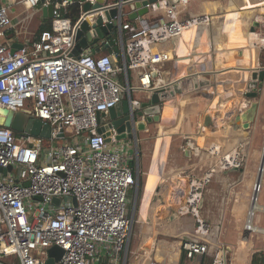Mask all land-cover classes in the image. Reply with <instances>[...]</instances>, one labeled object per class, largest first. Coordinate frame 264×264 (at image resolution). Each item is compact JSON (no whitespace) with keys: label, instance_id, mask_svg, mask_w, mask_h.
<instances>
[{"label":"built area","instance_id":"1","mask_svg":"<svg viewBox=\"0 0 264 264\" xmlns=\"http://www.w3.org/2000/svg\"><path fill=\"white\" fill-rule=\"evenodd\" d=\"M49 2L53 3L51 29L37 39L20 35L23 41L15 42L21 47L13 48L15 42L5 39L6 32L27 16L43 17L42 7ZM75 2L80 6L79 0H0V108H26L51 127V144L46 146L44 137L14 134L0 123V264H45L47 248L53 244L63 248L55 264H136L128 193L136 187L139 168L130 165L132 153L127 141L116 139L115 128H110L113 147L98 131V115L132 90L154 87L152 74L158 65L174 59L183 33L207 23L206 15H183L188 0H155L150 6L166 11L165 22L133 32L126 42L120 37V51L96 55L87 50L75 55V32L85 16L80 12L73 20L67 15ZM127 27L122 21L120 32ZM174 38L175 46L170 43ZM257 46L264 49V35L260 34ZM130 69L139 70V86L128 83ZM233 162L241 165L243 159L235 155ZM9 165L11 169L3 172ZM260 187L251 189L245 214L251 215V226L243 225L242 236L248 231L264 239V219L259 225L264 214V205L258 202ZM195 193L188 197L190 212L199 217L202 192ZM154 244L162 246L164 257L151 256L145 264H180L168 261L173 247L165 250L162 240ZM178 244L180 257L185 253L189 264H226L222 245L212 238L181 237ZM210 246L217 248L208 263Z\"/></svg>","mask_w":264,"mask_h":264},{"label":"crops","instance_id":"2","mask_svg":"<svg viewBox=\"0 0 264 264\" xmlns=\"http://www.w3.org/2000/svg\"><path fill=\"white\" fill-rule=\"evenodd\" d=\"M110 1H116V0H110ZM168 1L173 2V0H168ZM212 1L213 0H205L204 3L211 4ZM224 1H229V0H224ZM232 1L238 4V1L236 0H232ZM188 2L186 3V5L188 4ZM146 7H147V11L145 13L138 14L136 18L130 19L129 17L125 16L123 22L128 23L129 27H127V29L125 28L123 29H125L124 30L125 33L129 35L128 38L131 37V34L133 32H137L141 28L154 27L156 25H159L165 22L168 19V16L166 15V11L163 8L151 7L150 3H148ZM135 8H136L135 4L126 5V9L128 11H132ZM238 9H241V8L238 7ZM220 12H223V15L218 16L217 14ZM204 13L208 15L213 14L210 18L211 19L210 24L216 30V34L214 35V37L218 42H222L224 45H226L227 50H228L227 55L224 58H220L216 60V66L219 68L220 71H222L218 73L217 80H220L223 82H229V83H239L243 81L244 73H243L241 66H244L243 64L245 63L242 62V59L241 57H239V55L245 56V54L246 53L248 54L249 51H247V49L245 48H242V50H238L237 47L242 46V43H243L241 39L243 35L242 32H244L245 34L244 29L245 30L251 29L252 23L254 21L252 20L251 16H246V15H241V17L243 18H240V21H238L239 11L238 10L237 11L228 10L227 4L226 5L216 4L215 7H210L209 10L205 11ZM185 14L186 12L183 13V15ZM40 19L41 21H43L44 17H41ZM238 22H242V23L244 22V25L238 26ZM207 28H208L207 24H203V25H199L198 27L186 32L184 36L182 37L181 39L182 42L180 41L178 48L182 50L195 49V47L203 43V41L205 40L204 37L205 35L207 36V31H208ZM16 29L18 28L12 27L6 32L5 39L7 41H12V42L23 41V37H26V38L32 37V36L34 37V34H32V31L26 34L23 32V29H20V28L18 30ZM123 29H121V32H120L118 27L114 28L109 37L100 39L98 41V43L94 47L93 52L96 55H98L101 53L108 52L111 49L115 51H120V45H121L120 37L122 38ZM11 31L13 32L12 34H11ZM20 35H23V37H20ZM170 43H172V41H170ZM176 44H177V41L173 45H176ZM169 62H171V67L168 70L162 71L161 73H158L155 71L152 74L151 86H154V87L164 86V88L166 89V86L161 82V78L166 82L173 80L178 74H182L185 72V70L188 69L189 63L191 61L185 58L181 59L180 62L177 61L176 59H173L171 61L164 62L162 64L167 66V63ZM210 65L211 64H207L206 69H208ZM227 67H238V70H224V71L222 70V69H226ZM135 71L136 73L133 76L134 80H136V77L138 79L139 70L136 69ZM204 80L206 81V79ZM208 85L212 86L211 83H206L202 86V88ZM134 86H138V85L136 84ZM151 88L152 87L150 88L142 87L141 89H138L139 90V92L137 93L138 97L134 99H138L139 97H143V96L149 97L151 94ZM200 91H201L200 89L189 90L186 93L177 95L167 105H164V101H163L164 99H163L162 100L163 105L158 112L149 111L147 113V116L150 117L151 119L153 115H155L156 113H159L160 118L157 122L158 123V136L155 138L153 142V146H152L151 153H150L151 158L148 164L146 165V173H145L146 175H145L143 193H142L141 204H140L141 221L139 223L140 225H143L145 228V231L143 233V236L145 237L151 231L152 232L156 231L155 233L157 235L159 233H162L164 235H173V236L179 237V239L175 243L177 246L175 245L171 246L169 243L167 244L171 247H174V248L176 247V249H174L175 250L174 254L168 258V261L175 260V262L178 261L180 262V264L182 263L183 258H185L183 256L180 257V253L178 251L180 249L179 244H178L180 238L181 237H187V238L188 237L189 238L204 237V235L195 232V219L192 218L191 215H172L171 216V213L176 211L180 205L176 208L170 206V196L171 195L168 192L169 190L165 192H160L159 190V192L162 194V201L164 202V204L162 202L154 204L151 208L152 209L151 213L148 212L146 209L150 207L149 205L150 199L152 198L154 194L157 184L161 183L162 185L163 179L165 178L164 174L167 173L169 169H171V171L176 172L179 168L180 169L182 168L181 166L184 163L189 162L193 158L191 154L185 153L187 148L184 147L182 149H179L173 152V156H174L173 165H176V168H174V166L172 165L168 169L169 163L166 164L168 156L170 154L172 155V152H171L172 150L171 151L168 150L169 145H170V135H169L170 133L168 132L172 133L175 131L180 132L182 130L183 131L187 130L185 132L189 133V132H193L196 130V123L193 118L192 111L196 103V99H197L196 95L200 93ZM232 91H233V95L231 97H229L225 101L219 102L216 108L211 109L210 111L212 113L213 121H214V124L217 126V129L219 130L221 129L223 131L222 132L223 134L220 137L219 142L223 144L225 143L226 145L232 144L233 142H235L239 131L242 129L241 127H238L236 125L230 126L228 125V122L225 121L228 116L230 118L231 117L233 118L236 112L237 90L233 89ZM204 92L207 93L206 91ZM207 94H211V93H207ZM233 99H235V102ZM231 101H233V106L230 107L229 103ZM209 107L207 109H209ZM217 113L218 115L215 116ZM154 122L156 121L154 120ZM149 128H150L149 124H146V127L144 129L138 131L137 138H143L144 132L149 130ZM204 130H209V129L204 127ZM186 133L185 134L181 133V135L179 136V140L182 141L183 143H184V136H186ZM124 140L127 141L128 148H129V144L131 143V140H128V139H124ZM255 153H256V150H254V154ZM135 166H137V163ZM138 168H139V163H138ZM250 171L251 170H246V169L244 170L245 182H248L249 184L242 183V186L240 188L241 190L239 191L240 193H238V191L236 192V189H233L235 187H233L230 192L231 195H233V193L236 192V194H234L236 198L234 199L232 210H233V213L237 216V218L243 217L245 214L246 208H247V203H248V198H249L248 189L250 187L249 185H251ZM234 173H238V170L231 171V172L227 170H224V171L222 170V171H218L215 175H213V178L206 189L205 196L200 205L201 206L200 208L206 205L204 207L205 209H202L201 213H202V216L209 217L208 221L210 222V225H211V229L209 232L212 231V234L210 237L212 239L214 237L213 227H214V219H215L216 212H217L218 196L225 182L227 181L228 176H231V175L233 176ZM184 179L186 178L184 177ZM184 181L186 183L185 186L187 188V180H184ZM181 185L182 184H180L179 186ZM169 187H170V190L174 189L172 183H171V186ZM177 189H178V186H177ZM178 191L179 189L177 190V193ZM179 194L180 193H178V195ZM246 195H247V198H246ZM245 198H246L245 209L243 213L240 214L238 211L240 209V205L244 203ZM165 205L169 206L170 208L166 207ZM238 205H239V208H238ZM153 215L154 216L156 215V219L153 218ZM168 217H171V219L167 220ZM239 235H240V239L237 242V247L234 252L233 261L229 263L226 258L225 259L226 264H250V261L252 258L251 256L248 259L249 250L252 246V242L249 239L250 235L249 234H247L246 236L245 235L242 236V234H239ZM156 239H157V236H156ZM244 241L246 242V246H242L241 244ZM218 243L222 245L221 242L218 241ZM222 247L224 248V249L222 248L223 251L226 252L228 250V253L231 252L230 246L222 245ZM244 247L246 248L244 249ZM214 248L216 249L217 247H214ZM154 250L151 253L152 257H155L157 259H161V257L162 258L164 257L163 254H160L161 250L159 252H156L157 250L155 251ZM242 250H244L245 253H243ZM190 260L191 259L186 258L184 259V262L182 264H189ZM212 260L210 257H206V261L208 263H211Z\"/></svg>","mask_w":264,"mask_h":264},{"label":"rangeland","instance_id":"3","mask_svg":"<svg viewBox=\"0 0 264 264\" xmlns=\"http://www.w3.org/2000/svg\"><path fill=\"white\" fill-rule=\"evenodd\" d=\"M174 2L176 0H173ZM187 3V2H186ZM185 3V4H186ZM216 4H221V5H226L227 4V9L230 11H237L238 9V4L232 0L229 1H224V0H213L211 4L208 3H203L201 7V13H204L205 11H208L210 7H215ZM188 5V4H187ZM186 5V7H187ZM264 6V5H263ZM256 12V10L254 11ZM259 13L257 11L254 13L251 18L254 17ZM217 14V13H216ZM25 15V14H22ZM213 14L206 15L207 17V42L209 43L208 48L211 50L210 53V67L208 69H205L203 71L196 72L192 75L194 79L199 80V88L200 90L202 89V86L206 83H211L213 87L217 85V79H218V73L222 72L219 70V68L216 66V60H217V55H218V50H217V44L218 41L215 39L214 35L216 34V30L212 27L211 23V16ZM218 16L223 15V12H220L217 14ZM264 16V14H263ZM42 23L41 19L36 16V15H30L25 18V21L21 23H17L15 25V28H20L23 30H26L28 32L32 31V34H35L38 27ZM244 25V22H238V26ZM250 28V27H249ZM16 29V30H18ZM249 30V29H248ZM244 31H247L244 29ZM264 35V32L261 33ZM244 35H242L241 39L242 42L245 43L244 40ZM260 37V35H259ZM178 41L176 38L172 39V45L175 44V42ZM185 41V40H184ZM175 46V45H173ZM177 50V47H176ZM253 52H254V60H253V68L255 70V82L253 85H251L249 88H246L242 91L241 95L247 99V103L250 104L252 102L255 103V110L253 113V117L251 119L250 125L247 128H243L239 131L237 139L235 142L232 144L226 145L225 143L219 142L220 137L222 136V130L216 129V130H204V124H203V117L206 113L207 108L210 106L212 102L218 101L219 98H228L233 95V91L229 92L228 94H221L219 93H211L207 94L203 90L200 91L196 95V103L193 108V118L196 123V130L193 132H185V131H180V132H168L170 133V145L168 150L172 152V155L170 154L168 156V159L166 161V164H168V169L174 164V159H173V152L177 151L179 149H182L184 147V143L179 140V136L181 133L188 135L186 142L188 145L191 146L193 149V153H196V158L193 160V158L187 162L184 163L180 169V171H167V173L164 174L165 179H163L162 185L160 187V192H165L169 190V186H171V183L175 189L172 190L174 194L171 193V195H175L178 189H181L179 186L184 182V180H188L191 183H194V192H202L201 194L204 195L206 193V187L209 185L207 181L203 179L201 176L204 174V172L209 171L212 169L213 165L218 164L221 162L225 157H232L234 154L239 155V159L242 158L243 162L241 163L240 169H238V173H234L233 176H228L227 181L225 182L222 190L219 193L218 196V205H217V212L216 216L214 219V227H213V239L214 242L219 241L221 244L228 245L231 247V252L228 253V250L222 251V258L223 261L227 258L228 262H232L234 258V252L237 247V242L240 239L241 234V229L244 225V217L237 218V216L233 213V203L234 199L236 196V192L240 193L239 191L241 190L242 183L249 184L248 182H245V172L244 170H251L250 171V180H251V185H249L248 193H251L252 189V183L256 181V176L258 172V167L260 164L261 156H262V150L264 149V74L262 80L259 79V74L261 71L264 73V49H260L258 46L253 47ZM174 59L178 60L179 54L178 52L173 53ZM185 58V57H184ZM185 59H188L190 61H193L194 56H186ZM120 62V59L118 58L116 63L118 64ZM136 69L130 70V85L133 87L134 85H140L139 80L136 77V80L133 79L134 74L136 73ZM224 70H238V67H227ZM249 70V69H245ZM120 76V75H119ZM121 78V76H120ZM206 79V81L204 80ZM208 81V82H207ZM255 89L258 94L256 97H247L245 95V91H250L252 89ZM139 90H132L131 91V96L133 98H137V93ZM164 99V98H163ZM164 101V100H163ZM198 104V105H197ZM0 114L1 116H4V110L3 108H0ZM158 121L154 122L151 121L149 122V130L144 132V137L143 138H138L136 141L131 140V143L129 144L128 151L129 153L131 152L132 157L134 158V161L136 162V156H139V161L141 162V166L139 167L140 172L142 173V178H143V183L141 187V193L136 197L135 199V188H131L129 193H128V209L130 213H134V223H133V230H132V240L134 241V247L135 249H138L141 244L143 239L147 237L143 236V233L145 231V228L143 225H140V204H141V198H142V193H143V187H144V181H145V173H146V165L150 161V153L151 149L153 146V142L155 138L158 136ZM243 131H247L248 135L246 139L244 138L245 136L242 134ZM70 138V136H68ZM44 145L48 146L51 144V139L50 138H44ZM59 143H61V139L58 140ZM115 143L110 142V146L113 147ZM241 148V150H240ZM254 150H256V153L254 154ZM127 151H124L126 153ZM193 160V161H192ZM139 163V162H138ZM235 163V162H232ZM174 168H176V165H173ZM229 171V169H227ZM232 170H230L231 172ZM237 171V170H235ZM14 172L16 173L17 170L14 169ZM183 176V177H181ZM184 177L186 179H184ZM200 177V178H199ZM213 178V176H212ZM178 186V189H177ZM168 187V189H167ZM235 187V188H233ZM236 189V192L231 195V190ZM238 188V189H237ZM220 189V188H219ZM185 194V193H184ZM181 195V193L179 194ZM183 195V194H182ZM231 195V196H230ZM189 196V195H188ZM157 196L153 195V200ZM188 199V198H187ZM171 200V199H170ZM160 202V201H159ZM200 202V201H198ZM258 202L261 205H264V175H263V187L261 191L258 194ZM161 203V202H160ZM185 206L187 208L188 206V211H191V205L189 204V199H185ZM206 206V205H205ZM203 206L201 210L199 209V212L201 214L202 209H205ZM199 214V215H200ZM261 219L259 222V225L263 224V219H264V214H261ZM192 218L197 219V215L192 216ZM208 218V219H207ZM193 219V220H194ZM205 220H209V217H204ZM156 232V231H155ZM159 233V232H158ZM136 236V238H135ZM170 239H174L175 241H172ZM179 237L173 236V235H164L162 233H159L157 235V241H165L166 244H164V249H170V247L167 243H169L171 246L175 245ZM219 239V240H218ZM252 242V246L249 250L248 254V259L253 255V253L257 251L264 250V239L263 238H258L257 236H250L249 238ZM162 247L160 244L157 246V251L159 252ZM173 249H176V247ZM216 254V249L214 246H210L208 250V257L213 259V257ZM227 254V255H226ZM227 256V257H226ZM15 260V257H13Z\"/></svg>","mask_w":264,"mask_h":264},{"label":"water","instance_id":"4","mask_svg":"<svg viewBox=\"0 0 264 264\" xmlns=\"http://www.w3.org/2000/svg\"><path fill=\"white\" fill-rule=\"evenodd\" d=\"M43 2L44 0H40ZM79 13H85V16L80 20L79 26L75 32V45L72 53L77 55L82 51H94V47L100 39L109 37L112 30L120 27L125 16L130 19L136 18L138 14L147 11L146 5L155 0H79ZM116 2V3H115ZM135 4L136 8L127 14L128 10L126 5ZM144 6V7H143ZM96 8L95 10H90ZM43 17L51 19L53 16V3L49 2L42 7ZM20 42L13 43V48L21 47ZM128 83H129V79ZM247 97H256L258 92L253 88L250 91L244 92ZM165 96L164 86H155L151 88L149 97H139L136 101L131 94L126 96L120 102L116 103L113 107L101 111L98 115V120L101 123L98 131L102 132L107 142L111 141L110 128H115L117 134L116 139H128L136 141L138 138V131L146 127V124L152 120L158 121L160 118L159 113L153 115L152 119L147 116L149 111L158 112L163 105V98ZM3 119L0 123L6 127L11 128L16 132H29L34 135H39L44 138H50L51 127L47 122H44L38 117H33L30 111L26 108L18 110L5 109ZM64 133L60 132L62 136ZM264 153V151H263ZM262 153L260 164L258 167L257 178L255 181L256 187L259 185L261 172L264 165V155ZM138 159V157H137ZM138 166V163H137ZM11 166L3 168V172L10 170ZM139 171V170H138ZM139 174V172H138ZM137 174V179H138ZM138 196V180L135 187V199ZM36 198L41 199L39 195ZM53 201L59 203V198L54 197ZM75 203V199L73 198ZM201 202V201H200ZM199 202V206H200ZM248 231H244L246 236ZM48 258L45 264H55L61 257L63 248L58 244H53L47 248Z\"/></svg>","mask_w":264,"mask_h":264},{"label":"bare ground","instance_id":"5","mask_svg":"<svg viewBox=\"0 0 264 264\" xmlns=\"http://www.w3.org/2000/svg\"><path fill=\"white\" fill-rule=\"evenodd\" d=\"M262 1H264V0H262ZM192 15L197 16V15H208V14L199 13V14H192ZM188 16H191V15H188ZM252 20L254 22L252 23L251 29H249V30L247 29V31H245V35H244L245 43L243 42L242 46L237 47L238 50H242V48L247 49L249 51V54L251 55V61L249 62V64L247 63L244 65V67H242V70L244 73L243 81H241L239 83H229V82H223V81L217 80L218 82H217V85L215 87L208 85V86H205L201 89L203 91H206L207 93H213L214 92V93H219V95L228 94L229 92H232L233 89L237 90L236 112H235L234 117L228 122V125H230V126L236 125L238 127H241L242 129L249 127L251 119L253 117L254 110H255V103L252 102V103L248 104L247 99L244 98L241 95V93L244 89L249 88L255 82V75L256 74H255V70L252 69L253 68V60H254L253 47L256 46V44L258 43L259 35L264 32V16H263V14L257 13L256 15H254ZM199 25H203V24L198 23V24L193 25L190 29H187L183 33V36L186 32L198 27ZM243 34H244V32H243ZM208 46H209V43L207 42V38H206L203 41V43H201L200 45L195 47V49H193V50H191V49L182 50L180 48H177L178 54L180 55L179 56L180 59H178L177 61L180 62L181 59H183L184 57L186 58V56H190V55H193L194 59H193V61H191L189 63L188 69L185 70L184 73L178 74L173 80L166 82L161 78V82L166 86L165 96H164V105L169 104L172 101V99L177 95H181L182 93H186L189 90L200 89L199 88V82L197 84V80L194 79L193 76H189V75H192L196 72L205 70L206 65L210 64L211 58H210L209 52L211 50L208 48ZM217 50H218L217 59L224 58L227 55V52H228L227 47L222 42H218ZM245 69H249V70H245ZM144 82L147 83L146 79H144ZM228 98H224V97L219 98L218 101L212 102L210 104L209 109L206 110V113L203 117V124L209 130H212V129L216 130L217 129V126L214 124V121H213L212 113L210 112L211 109H215L216 106L219 104V102L225 101ZM2 119H3V116H1V114H0V120H2ZM186 139H187V135L184 136V147L187 148L185 153L191 154L193 159H195L196 153H193V149L191 148L190 145L187 144ZM263 155H264V153H263ZM233 159H234V154L232 157H230V156L225 157L221 162H219L216 165H213L211 170L204 172V174H202L201 176L203 177V179L205 181L210 183L212 180V176L215 175L218 171H222V170L224 171L227 169H229V171L230 170L235 171V170L240 169L239 165L232 163ZM177 171H180V168ZM263 175H264V171L262 170L261 177L259 180V185H261V187H260V190L258 191L257 194H259V192L261 191V189L263 187ZM256 178H257V176H256ZM160 186H161V183H158L156 188H155L154 194H153V195L157 196V200H156V198L153 200V196H152V198L150 199V203H149L150 207L148 209H146L150 213L152 211L151 208L154 204L162 202V194L159 192ZM255 186H256L255 182H253L252 188H254ZM207 187H206V189H207ZM193 188H194V183L193 182L191 183V181L189 182L187 180V193L185 196L186 200L189 196L191 197L192 195L198 194V193L194 192ZM250 195H251V193L249 194L246 211L248 210ZM255 195H256V191H255ZM204 196H205V194L201 196L200 205L203 201ZM246 198H247V195H246ZM246 198L244 200V203L242 205H240V209L238 211L240 214H242L244 209H245ZM200 207L201 206H199V209L201 210ZM238 208H239V205H238ZM246 211H245V214H246ZM199 214H200V212H199ZM245 214H244V216L246 217ZM172 215H191V216H193V214L187 210V208L185 206V201L182 205H180L178 207V209L176 211L171 213V216ZM245 217H244V224L246 226H251V221H250L251 215L246 217V219H245ZM153 218L156 219V215L155 216L153 215ZM169 219H171V217L167 218V220H169ZM210 229H211L210 222L205 221L204 216H202V213H201L199 215V217H197V219H195V232L202 234V235H207V233H209ZM156 236H157V234L155 232L151 231L147 235V237L145 239H143L140 248L135 249L136 253L133 256L134 263L145 264L146 261L150 258L153 250L154 249L157 250V246L154 247V245H155L154 243L156 242V240H155ZM193 239H197V238H193ZM241 244H242V246H246L245 241L242 242ZM245 248L246 247H244V249ZM242 251H243V253H245L244 250H242ZM217 259H219V256Z\"/></svg>","mask_w":264,"mask_h":264},{"label":"trees","instance_id":"6","mask_svg":"<svg viewBox=\"0 0 264 264\" xmlns=\"http://www.w3.org/2000/svg\"><path fill=\"white\" fill-rule=\"evenodd\" d=\"M238 1V5L241 9H239V13H238V21H240V18H243L241 17V15H246V16H252L254 13H256L257 11H259V13H262L264 14V1H260V0H236ZM205 2V0H189L188 2V5L186 7V15H192V14H199L201 13V7H202V4ZM256 10V12H254ZM68 16H70L73 20H76L78 15H79V4L77 2L73 3L70 5L69 7V12L67 13ZM243 26V24H242ZM51 29V19L49 18H46L44 17L42 23L40 24V26L38 27L36 33L34 34V38H38L40 33L44 30H49ZM127 29V28H125ZM125 29L122 30V40L124 42H126L129 38L126 33H125ZM13 32L11 31V34ZM243 33V32H242ZM206 35H205V39H206ZM248 51V50H247ZM245 54V53H244ZM239 57H241L242 59V62L245 63V64H249V62L251 61V55L248 53L245 54V56H242V55H239ZM243 64V65H245ZM171 67V62L167 63V66H165L164 64H160L157 66V69H156V72L158 73H161L162 71H166L168 70L169 68ZM241 67H244V66H241ZM132 70V69H130ZM130 70H128V79L130 81ZM263 71L260 72L259 74V79L262 80L263 78ZM120 76L122 77V75L120 74ZM236 99V98H235ZM235 99L234 102H235ZM235 104V103H234ZM229 106H233V101H231L229 103ZM218 113L215 115L217 116ZM232 118V117H231ZM231 118L228 116L226 118V122H229L231 120ZM14 134H17L16 131H13ZM246 139L248 133L247 131H243L242 133ZM241 150V148H240ZM139 156H138V162H139V167L141 166V162L139 161ZM130 165L132 167H135L136 163L134 161V159L130 160ZM142 183H143V178H142V173L140 172V169H139V174H138V195L141 193V187H142ZM185 181L182 183V185L180 186L181 189H179L178 193H181V195H178V193H176V197L175 195H171L174 194L173 193V189L170 190V187H169V193H170V206L176 208L178 207L179 205H182L185 201V196H186V193H187V188L185 186ZM185 193V194H184ZM183 194V195H182ZM162 203L164 204V202L162 201ZM166 207L170 208L169 206L165 205ZM211 234H212V231L208 233V235H204V238L206 239H210L211 237ZM172 241H175L174 239H170ZM183 261L182 263L184 262V259H186V254L183 253ZM181 263V264H182ZM250 264H264V250H261V251H257L255 253H253L252 255V258H251V261H250Z\"/></svg>","mask_w":264,"mask_h":264}]
</instances>
